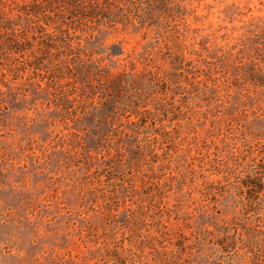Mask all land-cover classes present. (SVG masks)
Here are the masks:
<instances>
[{"label": "rangeland", "instance_id": "obj_1", "mask_svg": "<svg viewBox=\"0 0 264 264\" xmlns=\"http://www.w3.org/2000/svg\"><path fill=\"white\" fill-rule=\"evenodd\" d=\"M0 264H264V0H0Z\"/></svg>", "mask_w": 264, "mask_h": 264}]
</instances>
